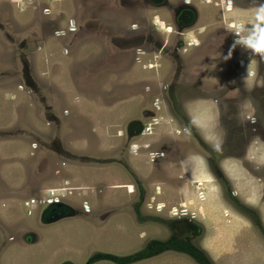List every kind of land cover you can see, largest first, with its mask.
<instances>
[{
  "label": "rangeland",
  "instance_id": "374dc122",
  "mask_svg": "<svg viewBox=\"0 0 264 264\" xmlns=\"http://www.w3.org/2000/svg\"><path fill=\"white\" fill-rule=\"evenodd\" d=\"M263 7L0 0V264H118L151 244L134 264H199L186 236L211 264H264ZM45 202L73 214L44 221Z\"/></svg>",
  "mask_w": 264,
  "mask_h": 264
},
{
  "label": "flooded vegetation",
  "instance_id": "af4514ba",
  "mask_svg": "<svg viewBox=\"0 0 264 264\" xmlns=\"http://www.w3.org/2000/svg\"><path fill=\"white\" fill-rule=\"evenodd\" d=\"M261 2H262V4L264 5V0H261ZM264 8V7H263ZM248 16V15H247ZM249 17V16H248ZM247 17V18H248ZM231 19H234L233 21L231 20ZM230 19V21L228 20V21H226V28H223L222 27V30L225 32V34L226 33H228L229 34V41H230V46H228L229 47V50H230V52L232 53V55H234V57H233V59H235V65H236V69H237V72H238V74H237V79L239 80V81H242V80H244L245 78H247V77H249V76H252V73H251V68H246V65L247 66H249V64H250V59H249V57L247 56V55H244V54H240V53H238L237 51H236V49L235 48H233V42H235V44H241L240 42H239V39H240V36H241V32H240V29H241V24L239 23V21L238 20H235V18H231ZM157 21V20H156ZM236 24V25H235ZM240 24V25H239ZM158 27L160 28V30H162V27H161V25H158ZM237 27H238V29H237ZM244 51L246 50L245 48L243 49ZM253 60V59H252ZM247 61H248V63H247ZM243 71H247V72H249V74H245ZM258 73V72H257ZM259 74V73H258ZM257 77V76H256ZM257 81V80H256ZM258 82V81H257ZM242 86H243V84H242ZM262 87H264V81H263V84H262ZM261 87V88H262ZM261 88H255L254 90H260ZM262 103H264V102H262ZM246 114H248V115H246L245 117H247V122L250 120V116H251V114H250V112H245ZM257 122L255 121L254 123H252V125H254V124H256ZM259 126H260V129H262V131L264 130V125H262V123H260V124H258ZM258 144H259V142H258V140H255L254 139V141L253 142H251V144L249 145V147H250V149H248V150H246V158L244 159V161H246V163H251V165L255 168V169H257V170H259V167H263V164L259 161V160H257V155H258V152H259V146H258ZM253 146V147H252ZM254 151H256L255 152V154L253 153ZM254 168H253V170H254ZM220 177H222V175L220 176ZM233 198H235L234 196H233ZM60 203L59 202H54V203H51V204H49V203H44V205H46L45 206V208H44V210H43V213H44V211L45 210H47L49 207H55V209L53 210V213H54V216H57L59 213H58V211L60 210V208L58 207V205H59ZM61 211V210H60ZM247 211H250V212H252L250 209H248ZM253 213V212H252ZM186 216H184V218L182 217V218H180V219H183L181 222L184 224V226H187V229L188 230H190L191 232H192V234H194L195 232H199L200 233V231L198 230V226L193 222V221H191V220H188V218H185ZM194 232V233H193ZM182 234V233H181ZM191 234V235H192ZM190 240H192L191 239V237L190 236H186V237H184V239H183V243L184 244H186V245H188L190 248H193L194 249V247L192 246V244H191V241ZM64 264H70V263H68V262H66V263H64Z\"/></svg>",
  "mask_w": 264,
  "mask_h": 264
},
{
  "label": "trees",
  "instance_id": "16d2710c",
  "mask_svg": "<svg viewBox=\"0 0 264 264\" xmlns=\"http://www.w3.org/2000/svg\"><path fill=\"white\" fill-rule=\"evenodd\" d=\"M151 245H156V244H151ZM150 245L151 249H149L148 247L146 249H144L142 252L138 253V254H135V255H131V256H128V257H125V258H108L110 259L112 262H116L118 264H134L135 262H138L142 259H145V258H148L150 257V255H153L155 251L152 246ZM163 246V249H167L169 247H171L172 245L174 247H176V245L172 244H160ZM183 246H181V250H183L185 253L191 255L195 261L199 264H211L210 261L207 259L206 256H203L201 252H198L196 251L195 249L193 248H190L188 245L186 244H182ZM158 246V245H157ZM161 246V247H162ZM177 248V247H176ZM94 261L93 260H90L87 264H93Z\"/></svg>",
  "mask_w": 264,
  "mask_h": 264
},
{
  "label": "water",
  "instance_id": "95a60500",
  "mask_svg": "<svg viewBox=\"0 0 264 264\" xmlns=\"http://www.w3.org/2000/svg\"><path fill=\"white\" fill-rule=\"evenodd\" d=\"M58 207L60 208L61 211L60 210L58 211L59 214L57 216H54V213H53V210L55 209V207H49L42 214V219L44 221L50 222L53 220H57L58 218L64 217L66 214L67 216H71L73 214L66 205L59 204Z\"/></svg>",
  "mask_w": 264,
  "mask_h": 264
},
{
  "label": "clouds",
  "instance_id": "9594fccd",
  "mask_svg": "<svg viewBox=\"0 0 264 264\" xmlns=\"http://www.w3.org/2000/svg\"><path fill=\"white\" fill-rule=\"evenodd\" d=\"M258 19L259 20H264V16H258ZM262 40H264V38H262ZM261 40V41H262ZM255 51L257 52H261V53H264V47H260V44H258L256 47H255ZM254 75V74H252ZM85 210H88L87 206H85Z\"/></svg>",
  "mask_w": 264,
  "mask_h": 264
},
{
  "label": "built area",
  "instance_id": "2783aa9c",
  "mask_svg": "<svg viewBox=\"0 0 264 264\" xmlns=\"http://www.w3.org/2000/svg\"><path fill=\"white\" fill-rule=\"evenodd\" d=\"M40 1H43V0H40ZM46 12H48L47 10H46ZM35 203V201L34 200H32L31 202H30V204H34ZM29 203H25V207H29V205H30Z\"/></svg>",
  "mask_w": 264,
  "mask_h": 264
},
{
  "label": "snow or ice",
  "instance_id": "6c2138e0",
  "mask_svg": "<svg viewBox=\"0 0 264 264\" xmlns=\"http://www.w3.org/2000/svg\"><path fill=\"white\" fill-rule=\"evenodd\" d=\"M169 31H170V29H169ZM260 47H264V40H262V41L260 42Z\"/></svg>",
  "mask_w": 264,
  "mask_h": 264
},
{
  "label": "bare ground",
  "instance_id": "6f19581e",
  "mask_svg": "<svg viewBox=\"0 0 264 264\" xmlns=\"http://www.w3.org/2000/svg\"><path fill=\"white\" fill-rule=\"evenodd\" d=\"M155 24H156V21H155ZM192 45V44H191ZM173 216H175V215H173Z\"/></svg>",
  "mask_w": 264,
  "mask_h": 264
}]
</instances>
